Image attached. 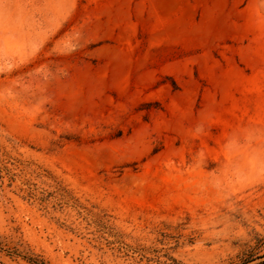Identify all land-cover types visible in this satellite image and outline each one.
<instances>
[{
  "label": "rangeland",
  "instance_id": "rangeland-1",
  "mask_svg": "<svg viewBox=\"0 0 264 264\" xmlns=\"http://www.w3.org/2000/svg\"><path fill=\"white\" fill-rule=\"evenodd\" d=\"M264 0H0V264H262Z\"/></svg>",
  "mask_w": 264,
  "mask_h": 264
},
{
  "label": "trees",
  "instance_id": "trees-1",
  "mask_svg": "<svg viewBox=\"0 0 264 264\" xmlns=\"http://www.w3.org/2000/svg\"><path fill=\"white\" fill-rule=\"evenodd\" d=\"M262 264H264V262H262Z\"/></svg>",
  "mask_w": 264,
  "mask_h": 264
}]
</instances>
